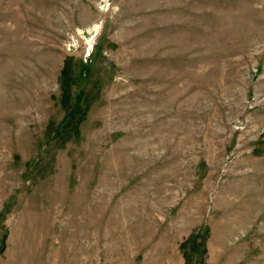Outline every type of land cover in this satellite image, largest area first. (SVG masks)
Instances as JSON below:
<instances>
[{
    "label": "rangeland",
    "instance_id": "374dc122",
    "mask_svg": "<svg viewBox=\"0 0 264 264\" xmlns=\"http://www.w3.org/2000/svg\"><path fill=\"white\" fill-rule=\"evenodd\" d=\"M0 264H264V0H0Z\"/></svg>",
    "mask_w": 264,
    "mask_h": 264
}]
</instances>
